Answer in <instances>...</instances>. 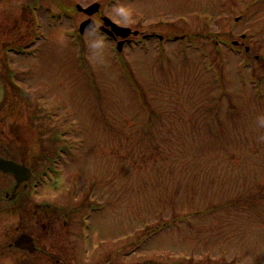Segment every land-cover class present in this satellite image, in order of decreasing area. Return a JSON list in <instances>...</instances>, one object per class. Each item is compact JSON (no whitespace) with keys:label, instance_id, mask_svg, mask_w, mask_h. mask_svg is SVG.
Instances as JSON below:
<instances>
[{"label":"rangeland","instance_id":"1","mask_svg":"<svg viewBox=\"0 0 264 264\" xmlns=\"http://www.w3.org/2000/svg\"><path fill=\"white\" fill-rule=\"evenodd\" d=\"M87 18L139 34L118 52ZM11 40L13 155L63 249L44 264H264V0H0Z\"/></svg>","mask_w":264,"mask_h":264},{"label":"flooded vegetation","instance_id":"2","mask_svg":"<svg viewBox=\"0 0 264 264\" xmlns=\"http://www.w3.org/2000/svg\"><path fill=\"white\" fill-rule=\"evenodd\" d=\"M36 10L34 8V12ZM16 44L12 40L0 42V158L25 164L31 169L32 178L17 184L13 175L0 170V258H5L7 264L9 255L15 256L12 258L15 264H44L47 255L58 257L63 249L61 246H53L56 250L47 249L45 245V239L58 228L46 225L47 215H51L49 205L33 199V194L41 187L40 182H35L37 166H30L13 155V151L19 150L14 143H20L22 139L14 133L12 124L9 127V111L12 108L9 107V86H15L13 82L18 81L17 71L14 74L11 72L9 54L28 57L31 49ZM9 182L12 185L10 189ZM9 234L12 236L10 239ZM22 237L25 240L18 246L16 243Z\"/></svg>","mask_w":264,"mask_h":264},{"label":"water","instance_id":"3","mask_svg":"<svg viewBox=\"0 0 264 264\" xmlns=\"http://www.w3.org/2000/svg\"><path fill=\"white\" fill-rule=\"evenodd\" d=\"M77 9L79 11H82L84 13H86L87 15H93L95 12L98 11L99 9V4L94 3L90 6H88L87 8H83L81 5H77ZM104 21V26H101L100 29L105 31L107 34L116 37V36H120L122 38H126L127 36H129L131 33L133 35H137L138 31H133L128 28V27H121L118 26L117 24L113 23L111 20H109L108 18H103ZM95 26V21L93 19H88L84 22L81 23L80 25V32L82 33L85 29L86 26ZM107 26H109L111 29H108ZM124 41H120L118 43V50H121L123 47ZM0 170H3L5 172H9L10 174H12L16 181L17 184H19L20 182L24 181V180H28L31 177V172L30 170L22 164H19L13 160H4L2 158H0ZM25 237L20 238L17 241V245L20 246L22 242H24Z\"/></svg>","mask_w":264,"mask_h":264},{"label":"trees","instance_id":"4","mask_svg":"<svg viewBox=\"0 0 264 264\" xmlns=\"http://www.w3.org/2000/svg\"><path fill=\"white\" fill-rule=\"evenodd\" d=\"M226 42V41H225ZM55 136H56V138H61V135L58 133V134H55ZM48 139V138H47ZM44 143V142H43ZM45 145V144H44ZM41 148L43 149V150H41V152L42 153H49V155H51L52 154V152H53V154L56 152V151H49L48 149H49V147L47 146V145H45V147L44 146H41ZM46 156H48L47 154H46ZM87 197V196H86ZM85 197V198H86ZM87 198L86 199H84L83 201H82V203L81 204H79V207H89V206H94L92 203H87ZM86 208V209H87ZM79 209V208H78ZM80 210V209H79ZM157 227H154V228H148V230L147 231H149V232H151L153 229H156ZM153 232V231H152ZM53 259V258H52ZM171 264H223V263H221V262H219V261H212L211 259H209V258H205V259H202V260H199V261H195L194 259H187V260H177V261H172V263Z\"/></svg>","mask_w":264,"mask_h":264}]
</instances>
